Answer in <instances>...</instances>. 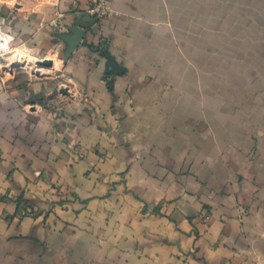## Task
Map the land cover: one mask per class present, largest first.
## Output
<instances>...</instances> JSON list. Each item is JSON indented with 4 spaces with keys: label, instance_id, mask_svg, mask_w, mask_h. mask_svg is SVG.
<instances>
[{
    "label": "crops",
    "instance_id": "1",
    "mask_svg": "<svg viewBox=\"0 0 264 264\" xmlns=\"http://www.w3.org/2000/svg\"><path fill=\"white\" fill-rule=\"evenodd\" d=\"M36 2L15 28L60 59L38 29L83 32L54 78L89 102L54 121L2 101L0 264H264V0H111L101 22Z\"/></svg>",
    "mask_w": 264,
    "mask_h": 264
},
{
    "label": "rangeland",
    "instance_id": "2",
    "mask_svg": "<svg viewBox=\"0 0 264 264\" xmlns=\"http://www.w3.org/2000/svg\"><path fill=\"white\" fill-rule=\"evenodd\" d=\"M30 1L34 3V8L38 5L36 0H0V36L4 34L8 36L10 41L9 51L0 53V112L4 110L3 108L7 110V104L4 106L3 102H12L15 105V108H13L14 110L22 111L28 115H34L33 117L44 116L47 119L58 121L63 116L64 106L67 102L72 100H77L83 104L89 102L86 92L75 88L72 83H68L64 79L57 81V79L54 78V71H56L55 69L57 67L55 63H57L58 60L63 63L64 58L72 54L75 47L80 46L84 39V33H77L74 37L69 34L63 36L61 34L63 27L59 22L53 21L45 23L38 30L41 31L46 29V27L53 29L55 32L54 37L57 38L56 42L65 39L70 48L64 47L67 53L64 55V58L62 56L61 59L58 58L57 49H52V47L45 51L46 53L44 54L41 51H36V49H34L36 44L32 43L35 33H32L25 39L15 28L17 25L15 22L18 21L22 13V7L28 4L32 7ZM43 1L50 0H41V2ZM4 6L8 8L7 13L3 12ZM97 21L101 22L103 20ZM78 35L80 36L78 37ZM1 42L2 37H0V43ZM100 46L102 50L107 48L105 42H102ZM17 49L22 53L17 51ZM16 54L23 57L29 56L32 60L26 57L25 61L15 63L14 67L10 69L4 67L13 64L12 62ZM101 54L105 56L107 61L108 54L106 52H102ZM46 58L51 59V61L45 60ZM46 63H48V65H44ZM39 70L42 72H39ZM48 81H53L55 90L47 96L45 95L43 98L36 96L35 92L30 88L31 83ZM18 91L23 92L22 100L17 97L18 94H15ZM12 110L8 109V112ZM203 217L206 219L207 215L205 214Z\"/></svg>",
    "mask_w": 264,
    "mask_h": 264
},
{
    "label": "built area",
    "instance_id": "3",
    "mask_svg": "<svg viewBox=\"0 0 264 264\" xmlns=\"http://www.w3.org/2000/svg\"><path fill=\"white\" fill-rule=\"evenodd\" d=\"M110 2L111 0H94L87 14L99 21L109 17L113 13Z\"/></svg>",
    "mask_w": 264,
    "mask_h": 264
},
{
    "label": "bare ground",
    "instance_id": "4",
    "mask_svg": "<svg viewBox=\"0 0 264 264\" xmlns=\"http://www.w3.org/2000/svg\"><path fill=\"white\" fill-rule=\"evenodd\" d=\"M0 37H2V42L0 43V53L2 52H8L9 48H10V41L8 39L7 36H5L4 34L1 35ZM15 64H12V66H14Z\"/></svg>",
    "mask_w": 264,
    "mask_h": 264
},
{
    "label": "water",
    "instance_id": "5",
    "mask_svg": "<svg viewBox=\"0 0 264 264\" xmlns=\"http://www.w3.org/2000/svg\"><path fill=\"white\" fill-rule=\"evenodd\" d=\"M80 35H78L79 37ZM78 37H75V38H78ZM45 65V64H44ZM46 65H48V63H46ZM113 69V61L110 57H107V63H106V71H110Z\"/></svg>",
    "mask_w": 264,
    "mask_h": 264
}]
</instances>
